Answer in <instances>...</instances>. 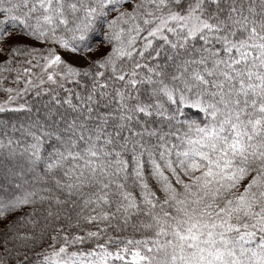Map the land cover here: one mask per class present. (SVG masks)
I'll return each mask as SVG.
<instances>
[{"label": "snow or ice", "instance_id": "snow-or-ice-1", "mask_svg": "<svg viewBox=\"0 0 264 264\" xmlns=\"http://www.w3.org/2000/svg\"><path fill=\"white\" fill-rule=\"evenodd\" d=\"M0 264H264V0H0Z\"/></svg>", "mask_w": 264, "mask_h": 264}]
</instances>
